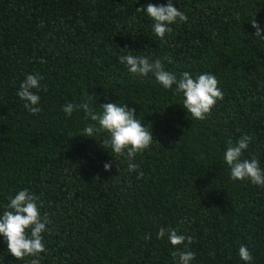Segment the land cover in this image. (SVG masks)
I'll return each mask as SVG.
<instances>
[{"label":"trees","instance_id":"trees-1","mask_svg":"<svg viewBox=\"0 0 264 264\" xmlns=\"http://www.w3.org/2000/svg\"><path fill=\"white\" fill-rule=\"evenodd\" d=\"M148 3L168 0H0V215L20 190L39 197L50 221L40 264H177V248L196 254L190 264H246L241 245L264 264V186L230 179L223 159L248 134L243 158L264 169V39L250 23L264 28V0H173L188 21L163 40L136 11ZM125 48L162 59L177 78L214 74L224 99L194 119L175 86L119 63ZM29 74L43 77L37 114L17 96ZM85 101L96 112L135 108L155 139L133 161L139 169L102 147L107 133L79 136L91 121L62 107ZM161 227L193 243L174 248L157 239ZM32 259H15L0 235V264Z\"/></svg>","mask_w":264,"mask_h":264},{"label":"clouds","instance_id":"clouds-1","mask_svg":"<svg viewBox=\"0 0 264 264\" xmlns=\"http://www.w3.org/2000/svg\"><path fill=\"white\" fill-rule=\"evenodd\" d=\"M136 11L144 13L152 21L153 33L161 40L172 33V25L188 21L187 15L174 5L173 0H168L166 5L148 3L146 6L136 8ZM250 23L252 28L256 29L254 36L264 39L261 35L264 28H261L255 19ZM122 50L123 54L118 57L119 63L125 65L131 75L139 77L151 73L163 89L170 90L175 86V94L182 97V107L196 120H205L211 115L217 102L224 99L223 91L218 86L219 82L214 74L202 73L193 77L190 72H183L177 78L174 73L165 69L162 59L151 60L148 56L133 54L126 48ZM42 79L39 74L27 75L17 92V96L24 102V107L32 114L42 111L38 106L41 98L37 94L42 87L40 84ZM100 105L101 111L96 112L86 101L80 104L69 102L62 107V111L71 116L74 111L83 110L85 119L91 123L84 127L79 136L92 138L96 134L107 133V138L102 141V147L111 149L115 161L124 157L128 172L136 171L139 165L133 161L137 154H143L145 150L150 149L155 140L151 129L149 130L137 117L135 108H129L127 104L106 102ZM252 140V136L244 134L235 144L229 141L223 159L230 169V179L234 181L247 179L256 186H264V169L260 167L259 160L255 157L243 158ZM103 167L105 171H111L112 161L105 162ZM142 177L143 172H138L137 178ZM38 200L39 197L25 188L14 197H9V203L0 215V235L7 241L8 251L18 260L34 257L30 264H40V254L46 251L42 233L48 230L46 225L50 223L47 214L41 216ZM165 235L174 248L185 241L188 245L193 243L192 237L178 234L176 229L161 227L157 239H163ZM172 255L174 259L178 258L177 264H190L196 256L193 251H181L178 248ZM238 255L246 264H251L253 256L246 246H240Z\"/></svg>","mask_w":264,"mask_h":264}]
</instances>
